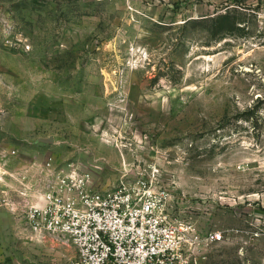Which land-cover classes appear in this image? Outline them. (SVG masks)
Returning <instances> with one entry per match:
<instances>
[{"label":"rangeland","instance_id":"374dc122","mask_svg":"<svg viewBox=\"0 0 264 264\" xmlns=\"http://www.w3.org/2000/svg\"><path fill=\"white\" fill-rule=\"evenodd\" d=\"M72 163L167 191L200 242L151 264H264V0H0V264L75 260L21 210Z\"/></svg>","mask_w":264,"mask_h":264},{"label":"built area","instance_id":"2783aa9c","mask_svg":"<svg viewBox=\"0 0 264 264\" xmlns=\"http://www.w3.org/2000/svg\"><path fill=\"white\" fill-rule=\"evenodd\" d=\"M44 178L40 188L22 178L21 196L32 200L21 210L33 235L61 237L75 247L71 264H151L176 255L191 235L170 217L169 195L158 192L153 180L100 192L92 175L73 163L48 170ZM191 236L200 242L199 235ZM222 238L216 232L207 241Z\"/></svg>","mask_w":264,"mask_h":264}]
</instances>
